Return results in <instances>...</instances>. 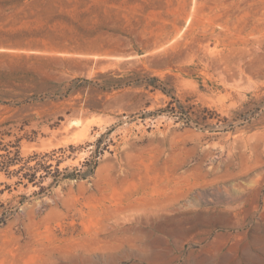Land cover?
Wrapping results in <instances>:
<instances>
[{"label": "rangeland", "instance_id": "rangeland-1", "mask_svg": "<svg viewBox=\"0 0 264 264\" xmlns=\"http://www.w3.org/2000/svg\"><path fill=\"white\" fill-rule=\"evenodd\" d=\"M8 159L0 264H264V0H0Z\"/></svg>", "mask_w": 264, "mask_h": 264}, {"label": "trees", "instance_id": "trees-1", "mask_svg": "<svg viewBox=\"0 0 264 264\" xmlns=\"http://www.w3.org/2000/svg\"><path fill=\"white\" fill-rule=\"evenodd\" d=\"M37 36V35H36ZM35 36V34H31L29 32H19V33H13V34H9L7 39L10 40L13 43H17V42H21L22 44H29V43H36L37 41V37ZM6 39V40H7ZM12 160L8 159V160H0V166L1 165H9L10 162ZM30 181L35 183V176H31L29 177Z\"/></svg>", "mask_w": 264, "mask_h": 264}]
</instances>
